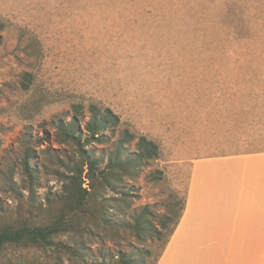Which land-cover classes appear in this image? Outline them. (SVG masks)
Returning a JSON list of instances; mask_svg holds the SVG:
<instances>
[{"label":"rangeland","instance_id":"374dc122","mask_svg":"<svg viewBox=\"0 0 264 264\" xmlns=\"http://www.w3.org/2000/svg\"><path fill=\"white\" fill-rule=\"evenodd\" d=\"M263 47L264 0H0V227L48 223L75 191L82 156L58 128L74 105L120 116L108 142L86 146L99 169L123 129L159 145L116 190L91 187L84 171L87 203L54 237L78 255L10 245L0 264H113L120 251L155 264L187 193L194 126L205 139L216 92L242 78L233 64ZM144 207L163 235L136 237Z\"/></svg>","mask_w":264,"mask_h":264},{"label":"crops","instance_id":"0c3cea01","mask_svg":"<svg viewBox=\"0 0 264 264\" xmlns=\"http://www.w3.org/2000/svg\"><path fill=\"white\" fill-rule=\"evenodd\" d=\"M241 56L205 139L194 126L187 193L156 264H264V47Z\"/></svg>","mask_w":264,"mask_h":264},{"label":"trees","instance_id":"16d2710c","mask_svg":"<svg viewBox=\"0 0 264 264\" xmlns=\"http://www.w3.org/2000/svg\"><path fill=\"white\" fill-rule=\"evenodd\" d=\"M29 77H25V87H28ZM74 115L72 119L65 123L59 120L58 128L65 139L76 145L82 156V163L75 169L76 175L71 177L75 191H69V197L62 209L55 218L44 224H23L20 226L5 225L0 227V251L10 245L23 247L56 248L72 255L79 254V247L60 244L54 240L59 233L68 231L71 224L70 216L81 210L87 203L89 190L83 187V173L86 170V178L91 187H109L116 190V182L121 177L133 176L138 168L143 167L159 156V145L153 139L145 135L138 136L129 129H123L116 141L115 148L111 153L106 166L99 169L102 162L94 157L86 149L92 143L108 142L111 138L109 134H115L121 124L120 116L110 107H103L98 104H90L87 109L82 104L73 106ZM137 140V150L131 151L129 144ZM30 176L32 170L25 163ZM153 214L148 207H144L136 216L134 231L136 237L145 239V236L163 235L162 231L153 226L151 217ZM180 214L177 215V221ZM170 220L171 218H166ZM175 222V225L177 224ZM149 250L141 251L140 255H150ZM160 256V255H159ZM136 257L124 251L117 254V260L113 264H138ZM140 260V259H139ZM139 264H147L144 260ZM156 264V263H155Z\"/></svg>","mask_w":264,"mask_h":264}]
</instances>
